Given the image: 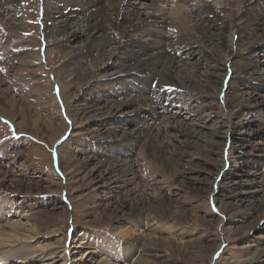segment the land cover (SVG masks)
I'll return each mask as SVG.
<instances>
[{
	"label": "rangeland",
	"instance_id": "rangeland-1",
	"mask_svg": "<svg viewBox=\"0 0 264 264\" xmlns=\"http://www.w3.org/2000/svg\"><path fill=\"white\" fill-rule=\"evenodd\" d=\"M19 3L20 14L16 17L21 20L20 28L6 24L8 18L15 17V12L8 11L0 18L4 24H0L2 88L9 91V98L17 101L13 109L6 101H0V171L8 177L5 186L0 182V210L3 223L15 221L22 225L27 239L14 237L4 246L15 251L25 246L31 247L30 250L45 248L52 255L43 264H135L140 257L151 260L150 264H264V152L260 144L264 137V110L242 114V123L236 131L238 138L224 141L215 137V153L208 152L204 143L188 150L178 159L183 167L179 173L146 159L136 150L119 154L102 149V143L91 134L93 129L118 127L131 131L135 124L127 125L116 118L103 125L92 121L89 129H81L87 118L78 114V109L87 102L103 104L114 95L129 99L138 94L134 88L122 93L102 84L104 77L115 72L108 64L95 79L101 81L103 91L96 88L84 91L77 83L57 77L56 71L66 66L73 51L84 47L87 36L65 43L62 48L66 54H62L59 46L43 35L42 0H19ZM135 6L143 11L146 2L137 0ZM210 7L218 19L222 18L215 7ZM112 32L113 41L119 42L121 35L116 30ZM28 50L38 53L32 63H24ZM96 54L85 63H90ZM259 57L255 59L264 60ZM260 69L264 74V61ZM38 91L46 92L44 98L38 97ZM238 91L248 92L243 87ZM226 94L227 90L211 93L208 99L211 117L202 114L208 127L220 120L236 118L224 108ZM165 97L163 100L168 102L165 115L183 125L196 117L191 113L192 96H183L177 102L171 96ZM12 113L16 116L13 121ZM150 119H154L156 127L163 126L159 116ZM176 140L174 147H180V138ZM68 149L82 150L77 154L79 160L93 158L90 168L107 155L114 161L126 159L136 163L138 184L153 190L149 191L151 196H145L146 201L158 195L159 203L165 206L147 213L138 223H129V211L121 214L116 208L134 186L95 191L96 175H87L90 168L79 181L63 167L62 157ZM25 215L35 221L29 223L22 218ZM125 229L132 231L126 237L120 235ZM82 242L88 244L75 250ZM76 259L80 260L76 263Z\"/></svg>",
	"mask_w": 264,
	"mask_h": 264
},
{
	"label": "bare ground",
	"instance_id": "bare-ground-1",
	"mask_svg": "<svg viewBox=\"0 0 264 264\" xmlns=\"http://www.w3.org/2000/svg\"><path fill=\"white\" fill-rule=\"evenodd\" d=\"M135 1L42 0V32L46 39H52L55 46H59L57 48L62 54H66L62 48L65 43H70L72 38L87 36L84 47L73 51L65 62L66 66L56 71L57 77L77 83L84 91L90 88L103 91L99 86L101 81L96 82L95 79L108 64L115 72L104 77L106 80L101 83L111 89L122 90V93L134 88L133 91L138 94L129 99L114 95L103 104L87 102L82 105L78 114L85 116L87 121L81 129L88 128L92 121L103 125L116 118L127 125L134 123L135 127L131 131L118 127L106 128L105 131L97 128L91 134L102 143V149H112L119 154L136 150L146 159L164 167H172L179 173L183 167L178 159H182L188 150L204 143L208 152L215 153V137L224 141L235 139L243 120L242 114L253 109H259L260 112L264 110V74L260 73V63L264 60L255 59L259 56V59H264V0H142L146 2L143 11L135 6ZM18 6L19 0H0V18L8 11L15 12V17L8 18L6 24L17 29L22 25L19 17H16L20 14ZM210 6L215 7L222 18L218 19V14ZM114 30L121 35L119 42L113 41ZM37 54L28 50L24 63H32ZM94 54L96 57L90 63H85ZM189 57L190 60H187ZM56 58L49 63L56 61ZM1 76L0 101H6L5 104L13 109L17 101L13 97L9 98V91L2 88ZM241 87L248 92L240 93L238 90ZM224 90H227L224 108L233 112L236 118L220 120L208 127L202 120L204 115L211 117L208 99L212 92ZM43 93L38 91V97L44 98ZM187 95L194 98L191 113L196 117L183 125L176 118L165 115L168 102L163 98L171 96L177 102ZM158 116L163 119L162 127H156L152 123L154 119H150ZM10 117L13 121L16 116L12 113ZM170 117L172 120H168ZM54 127L49 124L50 129ZM176 138H180V147H174ZM260 144L264 152V137ZM81 152L68 149L62 157L63 167L73 178H80L79 181H82L80 176L94 161L89 156L79 160L77 154ZM107 156H104L105 160L99 158L93 162L87 175H96L93 178V182H96L95 191L134 186L127 191L124 201H118L117 212L124 214L129 211L127 220L133 224L147 216V213L163 209L165 205L159 203L158 195L156 198L152 196V201H146L145 196L153 190L138 184L136 163L126 159L114 161L111 155ZM0 176L1 185L5 186L8 177L1 171ZM2 214L3 210H0V264H43L50 260L52 254L46 253L45 248L30 250L31 247L25 246L15 251L11 246L5 247L4 244L12 238L23 240L27 236L23 234L22 225H17V222L5 225ZM22 218L29 223L33 220L28 215ZM131 232L128 229L121 230L120 235L126 237ZM81 244L74 249L83 248L88 242ZM134 247L131 248L133 252ZM140 259L135 264L152 262L142 257Z\"/></svg>",
	"mask_w": 264,
	"mask_h": 264
}]
</instances>
